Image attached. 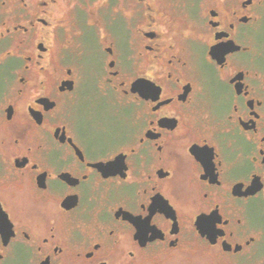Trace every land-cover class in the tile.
<instances>
[{
    "label": "flooded vegetation",
    "instance_id": "af4514ba",
    "mask_svg": "<svg viewBox=\"0 0 264 264\" xmlns=\"http://www.w3.org/2000/svg\"><path fill=\"white\" fill-rule=\"evenodd\" d=\"M0 264H264V0H0Z\"/></svg>",
    "mask_w": 264,
    "mask_h": 264
},
{
    "label": "rangeland",
    "instance_id": "374dc122",
    "mask_svg": "<svg viewBox=\"0 0 264 264\" xmlns=\"http://www.w3.org/2000/svg\"><path fill=\"white\" fill-rule=\"evenodd\" d=\"M200 5H201V3H200ZM200 8V7H199ZM89 88V87H88ZM88 88H86V89H84V91H83V93L84 94H87V93H89L88 92ZM92 104V106H90L89 107V109H91V111L93 112V114L94 115H101V113H104V112H106L107 111V109H110V108H112V107H109L110 106V104H107L106 105V103H104L103 104V102H96V101H94V102H92L91 103ZM84 105H85V107L88 105V103H84ZM84 109V106H78V108H77V111L78 110H83ZM86 109V108H85ZM87 110V109H86ZM120 126V124L119 123H115V126H114V132L115 131H120L121 129L124 131V130H126V128H127V125H124L123 127H119ZM103 137V136H102Z\"/></svg>",
    "mask_w": 264,
    "mask_h": 264
}]
</instances>
